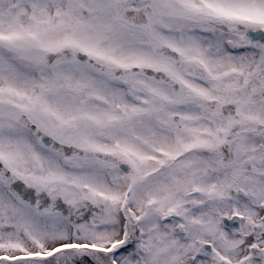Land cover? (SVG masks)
<instances>
[{
	"label": "snow or ice",
	"instance_id": "6c2138e0",
	"mask_svg": "<svg viewBox=\"0 0 264 264\" xmlns=\"http://www.w3.org/2000/svg\"><path fill=\"white\" fill-rule=\"evenodd\" d=\"M0 264H264V0H0Z\"/></svg>",
	"mask_w": 264,
	"mask_h": 264
}]
</instances>
